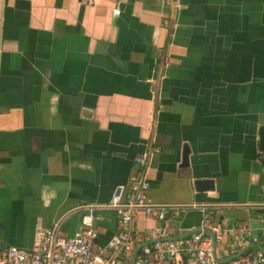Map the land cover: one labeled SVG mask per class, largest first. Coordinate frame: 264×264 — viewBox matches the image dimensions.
Wrapping results in <instances>:
<instances>
[{
    "label": "crops",
    "instance_id": "0c3cea01",
    "mask_svg": "<svg viewBox=\"0 0 264 264\" xmlns=\"http://www.w3.org/2000/svg\"><path fill=\"white\" fill-rule=\"evenodd\" d=\"M259 125L264 0H0V251L29 248L60 218L73 235L89 205L104 244L117 231L105 206L143 174L154 202L205 208L222 230L218 260L261 250L237 246L244 228L264 236ZM184 144L189 167L178 168ZM196 178L213 187L196 191ZM202 217L140 213L134 242L162 225L187 235Z\"/></svg>",
    "mask_w": 264,
    "mask_h": 264
},
{
    "label": "built area",
    "instance_id": "2783aa9c",
    "mask_svg": "<svg viewBox=\"0 0 264 264\" xmlns=\"http://www.w3.org/2000/svg\"><path fill=\"white\" fill-rule=\"evenodd\" d=\"M91 2L92 0H84ZM168 3L173 0H156ZM119 13L118 8L113 9ZM155 150H145L135 158L142 167L148 166V160ZM149 184L144 180V174L130 178L128 185L118 186L105 206L115 212L117 231L104 244L95 245L96 231L94 221L97 206H84L81 215V229L73 235L63 232L65 218H60L48 227L38 229L29 248L8 246L0 251V264H182L183 257L192 259L194 264H264L262 250H247L219 261L215 256L211 237L205 228L215 234L216 242L221 239L222 230L218 225H212L204 213V207L195 204L169 205L156 203L147 194ZM189 208H200L203 212L198 230L187 235L169 238L166 227L158 226L150 232V241L139 243L140 246L133 255L134 242L132 223L136 215L143 214L158 222H165L172 211H184ZM243 236L237 242L238 247H244L250 242L260 241L264 248V236L258 238L249 233V228L243 229Z\"/></svg>",
    "mask_w": 264,
    "mask_h": 264
},
{
    "label": "water",
    "instance_id": "95a60500",
    "mask_svg": "<svg viewBox=\"0 0 264 264\" xmlns=\"http://www.w3.org/2000/svg\"><path fill=\"white\" fill-rule=\"evenodd\" d=\"M170 5L173 6V1L171 2ZM257 134H258V149H259L260 153L262 154L263 164H264V125H259V127L257 129ZM189 153H190V149H189L188 145L184 144L182 146V149H181V159H180L179 165L177 166L178 168H188L189 167V165H188ZM158 175H160V174H158ZM192 185L196 191H206V190H210L213 187V182L211 179H208V178H196V179L192 180ZM192 231H195V230H191L187 234L191 233ZM209 234L211 236L212 246H213V250H214L215 245H216L215 234L212 231H209ZM169 238H174V237H169ZM139 247L140 246L138 245L134 249L133 254H132V260H133L134 253L136 252V250ZM260 249L264 252L263 247H261ZM219 261H223V260H219Z\"/></svg>",
    "mask_w": 264,
    "mask_h": 264
},
{
    "label": "trees",
    "instance_id": "16d2710c",
    "mask_svg": "<svg viewBox=\"0 0 264 264\" xmlns=\"http://www.w3.org/2000/svg\"><path fill=\"white\" fill-rule=\"evenodd\" d=\"M183 261H184V263L186 262V257L185 256L183 257Z\"/></svg>",
    "mask_w": 264,
    "mask_h": 264
}]
</instances>
